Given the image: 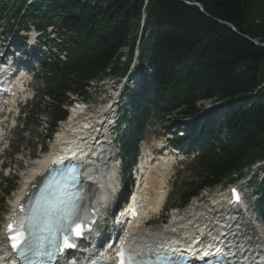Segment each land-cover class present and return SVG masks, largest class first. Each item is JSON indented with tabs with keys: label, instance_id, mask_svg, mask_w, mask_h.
<instances>
[{
	"label": "trees",
	"instance_id": "obj_1",
	"mask_svg": "<svg viewBox=\"0 0 264 264\" xmlns=\"http://www.w3.org/2000/svg\"><path fill=\"white\" fill-rule=\"evenodd\" d=\"M34 0L22 20L57 23L63 28L65 61L48 64L43 74L51 127L63 119L66 93H84L88 81L107 73H124L133 55L139 20L144 12L138 49L141 64L151 68L152 82L132 97L130 121L141 128L140 110L152 105L159 112L177 111L188 117L203 99L224 100L245 96L229 104L222 122L207 118L190 128L201 135L202 151L192 166V177L178 194L177 206L209 186L231 181L233 173L264 158V47L258 46L215 19L233 24L237 31L264 41V0H191L202 4L213 18L195 5L178 0ZM16 16L25 1L0 0ZM128 45V60L120 64V48ZM260 86V87H259ZM259 87L255 95H250ZM222 128L227 133L219 138ZM129 135L122 139L131 148ZM213 141V143H212ZM263 189V186H261ZM5 191L8 194L10 189ZM4 196V195H3ZM264 204L260 207L262 210Z\"/></svg>",
	"mask_w": 264,
	"mask_h": 264
},
{
	"label": "rangeland",
	"instance_id": "obj_2",
	"mask_svg": "<svg viewBox=\"0 0 264 264\" xmlns=\"http://www.w3.org/2000/svg\"><path fill=\"white\" fill-rule=\"evenodd\" d=\"M135 34L136 32L133 33L132 36H134ZM121 53H122L121 60H123L125 54L127 53V47H123L121 49ZM37 70L38 69H36V71ZM91 83L95 84V82H91ZM39 87L42 88L41 84L39 83V78L37 77L35 80V86L33 85V92L34 91L36 92V90ZM106 87L107 86H105V88ZM103 88H104L103 86L100 87L96 86L95 89L91 87L89 88L88 92L90 93H88L89 94L88 100L92 102L90 104L91 109H93V107L96 108L99 100L106 97V93L103 92ZM37 103H40V105H38ZM47 103H50V99L47 100V98L45 97L40 100L39 96L36 95L34 100L31 103H28L27 106L24 108L23 112L25 111V113L21 114V118L18 121V125L15 131H11L8 133L10 147L9 150L6 151L7 154L5 155L4 162L8 164L9 168H7L6 170L0 173V224L4 218L6 210L8 209L11 198L13 199V196H15L16 192L21 188V186L20 188L18 187L20 181L21 180L23 181L22 175L28 171V168L26 169L25 167V165H27L26 159L28 157V154L35 153L37 155L39 149V143L42 142V139L45 133L47 132L45 130L46 125H49L48 122H50L51 120V117L44 108V106H46ZM208 103L209 101L205 100L201 102L200 105L202 104L203 106H208ZM28 113L29 114L31 113L30 117L33 115L32 116L33 118L31 117L30 119H28L27 118ZM24 121L25 123L22 125L21 123H23ZM61 124L62 122L57 123L54 132L57 129H59V125ZM161 124H162L161 120L158 119H155L154 121H149L148 128L150 129V131L146 136L147 143L151 142L150 144H154L156 141L160 139L159 135L162 129H159V127L161 126ZM154 126H156L155 128L156 130H154ZM183 166L184 163H181L178 164L177 166L172 167V169L168 174L166 190L168 193L167 203L169 204L173 202L175 198L177 199L178 193L184 187L183 184L185 179L189 176V172H186L184 171V169H182ZM260 169L264 173V168H260ZM175 171H178L177 174L176 173L173 174ZM22 181H21V185H22ZM9 183L14 185V187L9 192V194L3 197L2 195L4 194V192H2V189L6 184ZM220 188H223V186H218L216 187L215 190L208 192L215 193ZM164 216L166 217V222H168L170 219V211H168Z\"/></svg>",
	"mask_w": 264,
	"mask_h": 264
},
{
	"label": "bare ground",
	"instance_id": "obj_3",
	"mask_svg": "<svg viewBox=\"0 0 264 264\" xmlns=\"http://www.w3.org/2000/svg\"><path fill=\"white\" fill-rule=\"evenodd\" d=\"M13 110V109H12ZM82 112V106H78L74 112L72 113V115L70 116L71 121H75L76 120V126L75 127H70L69 125L65 126L63 129H60L57 134L55 135V139L57 141H62L64 139H66V130H70L72 129V132H75V134L77 135L78 138H81L83 136V132H86L89 128L90 130V135H93L94 130H97L96 126L97 124L101 123V117L99 115L95 116V117H84L85 114H82L81 116H79L78 118H75L72 120L73 117L78 116L79 114H81ZM0 131H2V129H0ZM83 133V134H81ZM85 135V134H84ZM97 148H94L91 144L89 143H84L79 146H71L69 148V153H77L80 156H83L86 151H91L92 153L95 154V150ZM84 151V152H83ZM83 152V153H82ZM90 153V152H89ZM94 154L88 155V156H84L83 158L85 159L86 162H88V164L91 166L90 168L92 169V171L94 172L95 176H99V175H104L106 176H110L111 171L110 172H106L102 169L101 162L102 159H96L94 157ZM46 156H41V157H37L36 160L32 163V165L30 167H28V171L24 174L23 176V181H22V185L21 188L16 192L15 196H13L12 199V203L14 204L16 201H18L23 195L25 190L29 187V185L31 184V182L34 181L35 178H37L43 171V165L46 161V159L44 157ZM163 160L165 159V157L162 158ZM150 168H152L151 166L147 169L149 170ZM146 171V170H145ZM167 171H168V167H165L163 169H161L159 171L160 177H158V175H155V177L151 178L149 181V187L147 189V193L148 194H153L154 198L156 197V200L153 201L151 208H153V206H156L158 204L159 199L164 195L165 193V185H166V178L165 176L167 175ZM158 178V179H157ZM164 188V189H163ZM144 192V189H143ZM14 201V202H13ZM11 203V204H12ZM153 211H149V214H152ZM181 216V215H180ZM179 215H173L172 216V221L170 219V222L165 224V227L163 228L162 231L157 232V230L155 229H148L146 230L145 227H143L142 222H139L137 228H136V233H135V237L140 238V239H144L146 241H158L161 240L164 237L165 233H169V232H173L174 229H180L183 228L185 226L186 223H189V217H180ZM195 223V222H193ZM192 223V224H193ZM165 229V230H164Z\"/></svg>",
	"mask_w": 264,
	"mask_h": 264
},
{
	"label": "water",
	"instance_id": "obj_4",
	"mask_svg": "<svg viewBox=\"0 0 264 264\" xmlns=\"http://www.w3.org/2000/svg\"><path fill=\"white\" fill-rule=\"evenodd\" d=\"M178 1H180V2H182V3H185V4L195 5V6H197V7H198V8H199V9H200L205 15L209 16V15L205 12V10H204L202 4H201L200 2H198V1H190V0H178ZM216 20H217V19H216ZM221 23L227 25V26L230 27L232 30H235V27H234L233 24L228 23V22H225V21H221ZM244 37L248 38L249 40H251L253 43H255V44L258 45V46H264V42H259V41H258V38H257V39H253V38H249V37H247V36H244Z\"/></svg>",
	"mask_w": 264,
	"mask_h": 264
}]
</instances>
